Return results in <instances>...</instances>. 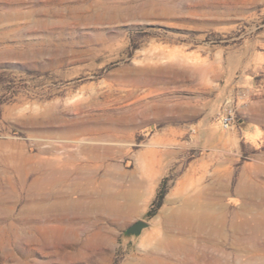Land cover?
Here are the masks:
<instances>
[{"label":"rangeland","instance_id":"obj_1","mask_svg":"<svg viewBox=\"0 0 264 264\" xmlns=\"http://www.w3.org/2000/svg\"><path fill=\"white\" fill-rule=\"evenodd\" d=\"M0 264H264V0H0Z\"/></svg>","mask_w":264,"mask_h":264},{"label":"bare ground","instance_id":"obj_2","mask_svg":"<svg viewBox=\"0 0 264 264\" xmlns=\"http://www.w3.org/2000/svg\"><path fill=\"white\" fill-rule=\"evenodd\" d=\"M62 192L60 193V195L56 196L55 193H50L47 197L46 200L49 202L48 203V207H46L48 209L49 215L54 214V212H58L60 211V209H64L65 206V197L64 195H61ZM53 199V200H52ZM102 199L103 197L97 196V197H93L90 198L88 197V200H77V202L80 203H84V209L87 211H92L96 206H101V207H106L107 205L109 206V203L105 206L102 205ZM234 200V198L232 199ZM74 202V201H72ZM47 214V213H46ZM200 227H209L207 230H211L212 228V224L210 225L208 222L206 221H201V223L199 224Z\"/></svg>","mask_w":264,"mask_h":264},{"label":"water","instance_id":"obj_3","mask_svg":"<svg viewBox=\"0 0 264 264\" xmlns=\"http://www.w3.org/2000/svg\"><path fill=\"white\" fill-rule=\"evenodd\" d=\"M148 222L144 219H137L130 223L123 231L122 238L138 237L140 233L148 226Z\"/></svg>","mask_w":264,"mask_h":264},{"label":"trees","instance_id":"obj_4","mask_svg":"<svg viewBox=\"0 0 264 264\" xmlns=\"http://www.w3.org/2000/svg\"><path fill=\"white\" fill-rule=\"evenodd\" d=\"M165 179L162 180V182L160 183V186L152 200L151 206L149 208V210L146 212V216L150 217L152 215H154V213L156 212V210L159 208V206L161 205L162 199L166 193V183H165Z\"/></svg>","mask_w":264,"mask_h":264},{"label":"built area","instance_id":"obj_5","mask_svg":"<svg viewBox=\"0 0 264 264\" xmlns=\"http://www.w3.org/2000/svg\"><path fill=\"white\" fill-rule=\"evenodd\" d=\"M230 119H231L230 116H227V115L222 116L220 118L221 125L224 127H227L230 123Z\"/></svg>","mask_w":264,"mask_h":264}]
</instances>
